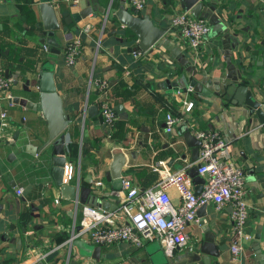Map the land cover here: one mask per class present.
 <instances>
[{"label": "crops", "instance_id": "obj_1", "mask_svg": "<svg viewBox=\"0 0 264 264\" xmlns=\"http://www.w3.org/2000/svg\"><path fill=\"white\" fill-rule=\"evenodd\" d=\"M145 1L139 15L149 14L156 25L175 31L167 33L169 47L153 46L151 51L134 55L137 37L113 16L122 0H89L92 6L98 5L84 17L79 14L81 0L76 4L51 0L60 24L52 36L43 27L40 0H0V68L4 75L7 69L13 79L12 97L38 99V72L50 58L57 91L71 118L67 160L74 163L75 177L65 182L79 180L81 186L90 188L91 199L97 196L100 207L107 209L116 207L120 196V191L112 194V184L104 174L116 151L126 155L123 178L146 188L160 179V173L151 167L159 160L170 170L195 161H191L192 147L179 129L186 120L199 128L218 130L230 142L234 161L245 170L249 205L245 228L252 237L233 255L229 249L231 205L216 209L209 202L202 218L198 216L201 223L186 225L189 247L169 253L159 242L160 248L150 247L156 241L142 246L123 241L101 246L97 256L83 255L77 246L70 247L74 240L70 244L66 240L73 222L82 215L83 205L99 203L65 197L51 175L50 148L37 153L26 149L27 145L29 150L32 146L35 149L46 134L39 112L5 99L0 100V109L7 113L6 128L0 131V264H184L187 254L202 243L205 226H209L219 250L218 256L211 257L215 264H257L252 247L257 231L264 253V124L254 112L232 103L222 92L228 82H241L264 105V0H203L215 8L208 20L210 32L196 51L171 25L172 16L184 10L182 0ZM123 6L130 10L127 0ZM84 27L88 31L83 32ZM76 36L83 45L74 64L68 65L64 45ZM44 39H53L55 45L51 46L59 52H49V43L41 42ZM192 77L208 85L211 93L191 89ZM100 78L109 86L108 103L120 109L115 110L118 119L113 126L105 124L99 112L103 97L95 81ZM165 79L177 86H167ZM176 96L191 99L194 105L171 132H166L165 113H179L182 108ZM94 107L97 113L91 110ZM81 158L86 163L81 164ZM98 180L103 185H97ZM192 184L194 189L200 185L193 178ZM18 186L23 188L22 195L15 192ZM168 193L175 204L179 202L174 187H169ZM75 239L89 242L85 237Z\"/></svg>", "mask_w": 264, "mask_h": 264}, {"label": "built area", "instance_id": "obj_2", "mask_svg": "<svg viewBox=\"0 0 264 264\" xmlns=\"http://www.w3.org/2000/svg\"><path fill=\"white\" fill-rule=\"evenodd\" d=\"M79 0H72V4ZM130 12L139 15L145 8V0H127ZM171 25L178 28L180 35L194 51L210 32L208 19L195 17L188 10H182L171 18ZM88 31L84 27L83 32ZM83 42L76 36L69 40L63 49L64 60L73 65L79 55ZM142 51H134V55ZM13 79L4 75L0 68V100L11 101ZM99 94L103 97L99 102L102 121L113 126L117 119L115 109L108 103V83L100 78L95 81ZM179 93V91L177 92ZM182 102L179 113L167 111L164 116V130L171 132L176 124L183 120V113H189L194 105L193 100L176 96ZM6 109H0V131L6 128ZM190 132L198 139V157L194 162L170 170L164 161L151 165L160 173V179L146 188H139L129 178H123L119 201L113 209L91 204H84L81 217L73 222L72 230L67 238L69 244L75 238L85 237L93 245L108 246L119 242H129L134 246H142L147 241H157L165 252L172 253L175 248L189 247V237L185 231L190 222L201 223L196 214L202 204L213 202L216 209L231 205V229L229 249L233 255L243 249L244 240L252 237L245 228L248 217L247 191L244 187L245 170L234 161L230 142L215 129L196 127L186 120ZM191 167L204 178L199 193H196L192 178L188 174ZM75 177V167L71 160L64 163L63 181ZM96 184L103 185L101 180ZM174 187L179 195V202L174 203L168 188ZM22 195L23 188H15ZM58 199L56 198L55 201ZM78 226V228H77Z\"/></svg>", "mask_w": 264, "mask_h": 264}, {"label": "water", "instance_id": "obj_3", "mask_svg": "<svg viewBox=\"0 0 264 264\" xmlns=\"http://www.w3.org/2000/svg\"><path fill=\"white\" fill-rule=\"evenodd\" d=\"M82 8L79 14L84 17L87 14L93 12L98 3L94 6L89 3V0H81ZM122 4L115 10L113 16L123 25L128 27L137 37V44L134 47V51H151L153 46H167L170 45V37L168 32L175 31L165 25H156L149 14L135 15L130 12ZM181 6L184 10H188L191 15L195 17H204L211 21V11L215 8L214 5L206 4L203 0H182ZM39 9L41 11L43 27L48 30V35L52 36L55 30L60 28L57 13L52 5L51 0H40ZM42 43H49L47 50L51 53H58L59 49L52 47L55 45L53 39L42 40ZM8 70H5V75H7ZM167 86H177V84L170 83L169 79H165ZM204 85V86H203ZM226 87L222 92L226 93L232 103H238L246 106L250 113L254 112L258 120L264 124V105L256 99L250 88L244 83L237 81H230L225 84ZM38 99L36 101L27 100L24 97H12L11 101L19 103L32 111L39 112L38 118L42 119L45 127L46 134L43 137L41 143L37 145L34 149L29 150V145L26 149L31 153H37L42 149L50 148V158H51V175L55 185L59 187L61 192H64L65 197L75 201L81 202H98L97 196H93L89 193L90 188L84 187L79 184V180H74L73 183L63 181L64 163L69 155L68 147L66 144L67 127L71 122V118L68 117L64 110L63 99L57 91L55 83V71L52 63H50V58L43 62L38 72ZM189 86L191 89L210 94L212 89L208 85L198 82L194 77L189 81ZM208 88L209 90L205 89ZM181 90H179L180 92ZM94 113L98 110L96 107L93 109ZM115 110L119 111L117 107ZM91 114V112L89 111ZM180 131L187 142L188 145L192 147L191 149V161H194L198 157V144L199 141L190 132L187 125H182ZM19 130L15 131V138ZM126 155L123 151L119 150L113 154L112 160L110 162L108 170L105 171V178L112 184V194L118 195V191L122 189V166L125 164ZM188 174L193 178V182L200 183V185L195 186V192L199 193L202 187L204 178L199 175L196 171V167L189 169ZM118 200H116V203ZM101 206V202H98ZM206 204H202L198 207L196 214L200 218L204 215V208ZM246 220L245 225L247 224ZM78 228V226H77ZM259 229V228H258ZM204 238L197 250L189 252L186 258L183 260L184 264H215L211 257H216L219 255V250L214 243V235L209 231V226H205L203 230ZM260 232L257 231L254 234V241L252 247L255 250L258 263L264 264V253L261 252L260 245ZM77 246L83 255L97 256L100 254L101 246L93 245L83 239H74L73 243L70 245ZM160 248L159 243L156 241L150 245V247ZM149 251V247H146ZM164 253V252H163ZM166 261L167 259L164 258Z\"/></svg>", "mask_w": 264, "mask_h": 264}, {"label": "trees", "instance_id": "obj_4", "mask_svg": "<svg viewBox=\"0 0 264 264\" xmlns=\"http://www.w3.org/2000/svg\"><path fill=\"white\" fill-rule=\"evenodd\" d=\"M115 6H116V2H115V4H113V7H115ZM62 11H63V14H65V15L67 14V8L66 7H63L62 8ZM63 56H64V53H63ZM67 147H68V153L70 154V152H69V150H70L69 145H67ZM83 163H86V162L84 161V159L81 158V164H83ZM81 171H82V169H81Z\"/></svg>", "mask_w": 264, "mask_h": 264}]
</instances>
